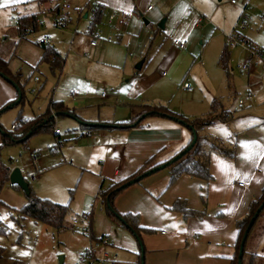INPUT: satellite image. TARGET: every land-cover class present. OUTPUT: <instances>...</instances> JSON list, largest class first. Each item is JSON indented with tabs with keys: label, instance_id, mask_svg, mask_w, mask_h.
Instances as JSON below:
<instances>
[{
	"label": "crops",
	"instance_id": "obj_1",
	"mask_svg": "<svg viewBox=\"0 0 264 264\" xmlns=\"http://www.w3.org/2000/svg\"><path fill=\"white\" fill-rule=\"evenodd\" d=\"M67 3L71 4L68 25L65 28H58L56 22L62 18ZM231 3L234 4L233 0ZM151 6L153 8L149 10ZM93 13L101 15L94 30L99 33L97 37L94 31L88 30L89 17ZM111 14L125 15L127 23H121L120 17L110 23ZM32 15L36 16L38 29L22 38L19 32V19ZM228 17L224 16V12L212 0H0V57L8 61L12 74L20 71L24 75V80L29 75L31 80L42 64H46L51 71L48 63L41 62L43 53L36 43L49 44L65 59L61 71L55 74L51 71L53 75L62 74L66 70L71 56L75 62L72 71H76L83 79L87 78L94 82L90 79L96 73L102 72L106 65L120 66L118 69L127 70L131 57H135V61L142 60L141 69L147 60V51L154 43L165 44L168 40L175 47L173 42L178 40L189 44L186 50L178 49L174 57L169 51L163 54L157 71L166 68L169 73L163 72L165 78H159L158 81L149 79L146 92L141 94L137 89L124 96L127 102L118 100L119 98L110 102L121 101L127 108L129 115L126 114L124 120L102 119L100 110L95 116L94 110L83 106L75 108L61 100H53V97L43 112L31 118H23L29 120L42 116L54 102L62 104L65 108L63 111H56V117L81 121L80 130L83 132L81 136L88 139L83 148L87 150L98 146L100 148L95 152L97 159L101 160L96 176L100 191L106 181L109 182V187L116 181L131 177L150 158L154 157L155 163H165L189 145L193 135L188 127L165 117L143 116L136 120L137 109L133 107L143 104L164 105L179 115L197 118L198 115L195 114L197 112L186 114L181 110L182 106L178 110L170 108L177 90L175 79L179 81L180 95L193 94L194 89L190 92L182 88L183 83L190 84L186 77L187 72L194 77L198 69L208 74L209 55L213 68L219 64L220 59L216 64L217 58H220L228 48L225 42V35L228 33L221 31L222 35L216 34L214 22L229 32L233 21L229 22ZM162 20H165L164 29L158 27ZM12 23L16 26L14 34L9 30ZM74 23L85 32L87 30V35L75 36L69 53L63 55L60 46L64 45V38L69 34L66 33V29L74 27ZM260 24L264 25L261 20ZM242 37L264 50L263 41L257 44L248 37L243 35ZM94 41L96 46L91 45ZM162 44L160 51L163 49ZM247 55L249 57V54ZM85 69L86 74L83 73ZM241 73L247 83V88L241 91L244 97H247L246 111L237 117V113L228 110L223 99L219 97L225 110L232 113V118L226 123L206 127L200 133V136L208 137L217 143L229 147L236 146L235 158L223 155L208 145L205 149L209 154L210 171L213 176L210 182L184 175L170 185L169 171L157 172L123 190L115 200L117 210L121 214L139 215L141 226L155 231L152 234H143L140 244L122 227L121 222L109 219L105 209L94 217L87 214L89 232L86 233L90 240L93 242L92 236L107 241L101 250L96 252L94 261L97 259L98 261L94 264L99 263L103 252L116 256L115 264H142L141 247L144 249V264H232L239 238L237 224L249 213L252 202L260 198L264 187V71L257 66L253 67L249 74L243 71ZM170 76L171 80H168ZM99 81H102L104 86L108 84L106 78ZM40 82L38 80L35 83ZM5 83L11 84L0 76V110L18 99L16 87L11 84L12 90ZM238 92L233 91V95L234 93L240 95ZM72 95L75 100L76 96L74 93ZM249 96L252 100H249ZM244 97L238 101L239 105L240 101L246 104ZM215 99L217 98H211L206 114L211 111ZM203 107L205 108V104ZM50 111L52 115L54 110ZM239 120L247 123L238 124ZM219 124L230 129L229 135L218 132L221 130L218 129ZM13 127L14 125L12 129ZM94 129L100 131L94 135L91 133ZM6 133H2L0 143ZM58 135L61 137V131ZM106 135H113L114 143H102ZM27 137L15 144L31 138ZM60 142L61 140L58 143ZM241 183L244 186H240ZM178 200L187 201L188 207L196 214L185 217L184 214L174 211L172 208ZM102 206L104 208L103 204ZM262 222L259 227L257 225L258 228H255L249 241L250 250L259 255L261 254L257 249L263 245L261 238L264 235V219ZM77 260L78 258L74 264Z\"/></svg>",
	"mask_w": 264,
	"mask_h": 264
},
{
	"label": "rangeland",
	"instance_id": "obj_2",
	"mask_svg": "<svg viewBox=\"0 0 264 264\" xmlns=\"http://www.w3.org/2000/svg\"><path fill=\"white\" fill-rule=\"evenodd\" d=\"M233 1L234 4L231 3L232 0H212L224 12V16H229L228 21H233L229 32L218 27L213 21L217 28L216 34L222 35L221 31L228 34L232 33L236 31L237 24L244 23L245 28L242 31L237 30V32H240L241 36L248 37L252 42L263 43L264 25L260 24V20L264 16V0ZM15 29V23H12V27H9L10 32L14 34ZM66 30V33L69 34L64 38V45L60 46L63 55L69 53L68 50H70L75 36L81 37L87 33V30L85 32L83 28L76 27L75 23L74 27L71 26L70 29ZM161 44L154 43L151 49H148L147 60L141 69H137V66L142 60L137 59L135 61V57H131L130 67H127V70L118 69L121 68L120 66H114L117 67L116 69L106 65L102 72L96 73L90 79L94 82L87 78L83 79L76 71H72L75 62L71 56L66 70L62 74L53 75L47 65L42 64L40 70L31 80H29L30 75L25 80L23 75V91H20L22 94L21 103L4 112H2L3 109L0 110L2 112L0 113V138L2 133L12 132V125L18 126L19 119L31 118L43 112L52 97L53 100H61L75 108L83 106V108L94 110L95 116L100 110L102 119L124 120V116L129 115V111L121 103V101L127 102L124 96L137 89L143 94L148 90L146 86L149 79L158 81L165 78L163 72L169 73L166 68L157 71V67L166 51H169L170 54L173 53L174 57L179 50L166 40L165 44H162V51H160ZM8 47L10 48V45ZM226 53L229 54L228 76L222 66L219 65L220 63L214 65L213 68L210 55L208 57V74L201 69L195 72L196 77L191 73H185L194 89L193 94L180 95L179 81L175 79L174 83V79H172L178 90H176L171 103L170 108L172 110L175 108L178 110L182 106L183 109L181 110H184L186 114L197 112L195 114L202 117V114L209 111L211 98L220 99L219 97H221L227 106L226 108L236 112L237 117L246 111L247 97H244L245 95L241 91L247 88V83L238 66L247 60L248 53L241 47H237L235 50L227 48ZM194 56L192 57L194 58ZM219 59L217 58L216 64ZM198 60L200 59L198 58ZM83 73L86 74L87 70L85 69ZM35 78L41 82L35 83ZM103 78L108 80L107 86L99 81ZM174 78H178V76H174ZM168 80H171V76ZM5 85L13 90L11 84L5 83ZM235 90L239 91L238 94L240 95L235 93L233 95ZM72 93L78 99L75 98L74 100ZM243 97L246 104L239 105L238 101ZM117 98L121 101L110 103ZM182 98L184 99L182 100ZM204 104L205 108L203 107ZM80 123L81 121L75 122L68 118L55 117L54 129L51 132L37 133L29 138L26 143L12 144L2 149L1 160L11 170L19 168L24 178L28 180L31 175H35V179L29 181V186L36 197L49 199L61 205H69L70 212L66 218L68 228L62 231L46 227L29 218L23 219L20 212L28 204V196L21 189L13 187L10 182L7 183L0 195L4 203L0 207V264H61V259H64L63 264H74L78 256L84 253L92 243H95L94 240L93 242L90 240L86 230L89 225L87 214L94 217L104 209L98 198L99 185L96 181L101 160L97 159L95 152L100 148L99 146L91 150L83 148L88 139L81 136L83 132L80 130ZM237 123L246 124L247 121L239 120ZM218 127L221 129L218 130L220 134L229 135L230 129L227 126L219 124ZM56 129L61 131V137H55ZM98 131L100 130L94 129L91 130V133L95 135ZM57 138L61 140L60 143H58ZM112 139L113 135H106L102 139V143H114ZM34 156H37L36 168L38 173L32 165ZM158 173H168V170L164 169ZM108 185V181L104 182L103 190H106ZM263 219L258 222V227L261 223L263 224ZM261 239H263V245L258 247L257 252L264 257V235Z\"/></svg>",
	"mask_w": 264,
	"mask_h": 264
},
{
	"label": "trees",
	"instance_id": "obj_3",
	"mask_svg": "<svg viewBox=\"0 0 264 264\" xmlns=\"http://www.w3.org/2000/svg\"><path fill=\"white\" fill-rule=\"evenodd\" d=\"M99 19H101V15H96V20L94 22L95 25L98 23ZM20 36L23 38L28 35L29 32H35L38 29V23L35 15L21 17L18 22ZM38 47L42 50V63H48L52 73H56L61 71L64 63V58L61 56V53L54 47L49 44L44 43H36ZM227 50V48H226ZM226 50L221 55L219 63L222 66L226 75H229L228 72V58L229 54L226 53ZM0 76H4L8 80L12 81L20 91H23V74L22 72H17L15 75L9 69L8 61L2 59L0 57ZM21 103V102H20ZM9 105V104H8ZM8 105H5L2 109H5ZM137 109V118L139 120L143 116H157V117H165L176 120L186 127H192V132L195 131L198 135L197 143L194 148L189 151L185 156H183L178 161L172 163L166 169L169 171L171 175L170 185H173L177 182V180L186 175L191 178L199 179L205 182H210L213 180V176L210 171V160L209 154L206 151L205 147L210 145L213 149L219 151L221 154L226 155L230 158H235L236 156V146L229 147L222 143H217L208 137L200 136V133L209 126L216 125L218 123H226L230 121L232 118V113L225 110L223 103L219 99H215L212 102L211 111L197 118H188L183 115H179L177 113L172 112L167 106L164 105H148L143 104L139 107H133ZM54 112H60L65 110L62 104L52 103L51 108ZM50 109L40 117H36L34 119L25 120L23 118L19 119V125L15 126L12 129V132H7L0 143V195L3 187L9 183V177L11 173V168H9L4 162L1 160V151L4 147L10 146L22 140L24 137L28 136L31 133V137L37 133L41 132H51L54 129V119L52 118ZM135 112V110H134ZM135 120V121H136ZM55 137H59V135L55 132ZM193 138V137H192ZM28 139L24 140L23 143H26ZM60 139L58 138V142ZM192 141V140H191ZM191 143V142H190ZM189 143V144H190ZM185 149V148H184ZM183 149V150H184ZM183 150H181L178 154H180ZM177 154V155H178ZM170 161V160H169ZM166 163V162H165ZM164 163H155V158H150L144 166L134 175L127 179L119 180L112 183L106 190L102 188L99 191L98 198L101 203L104 205L105 213L107 217L111 220H115L121 222V225L124 229L129 231L139 242L141 243L143 234H152L153 230L144 228L141 226L139 215H135L132 213L121 214L116 206L115 200L117 196L128 187H124L128 182L136 179L140 175L145 172L158 167ZM28 184L30 183L28 179H26ZM139 183V182H138ZM15 188L20 189L16 185H12ZM124 187L123 189H121ZM121 189V190H120ZM28 204L21 210L20 215L22 218H29L38 223L45 225L46 227L56 229L58 231L65 230L66 218L70 212L69 205H61L57 204L49 199H43L36 197L34 193L31 192V195L28 197ZM264 202V187L261 192V196L259 199L252 202L250 205L249 213L246 217L239 221L237 226L239 229V238L236 246V254L232 259V264H264V257L262 255L252 252L249 250L248 245L250 238L257 226V223L264 218V209L259 214L258 219L256 220L254 226L252 227L248 238L246 240L245 249L243 253L242 259L239 258V251L242 240L244 238L245 232L250 225L252 218L255 216L256 212ZM4 205L3 201L0 198V207ZM174 211H178L184 214L185 217L193 216L196 214L195 211L191 210L188 207L187 201L178 200L175 202L173 208ZM90 216V215H89ZM123 220V222L121 221ZM91 227V226H90ZM92 240L101 241L102 238L96 239L91 236ZM1 256V253H0Z\"/></svg>",
	"mask_w": 264,
	"mask_h": 264
},
{
	"label": "built area",
	"instance_id": "obj_4",
	"mask_svg": "<svg viewBox=\"0 0 264 264\" xmlns=\"http://www.w3.org/2000/svg\"><path fill=\"white\" fill-rule=\"evenodd\" d=\"M234 3V1H233ZM153 7H149L148 9L151 10ZM71 10V4L67 3L63 9V13H62V18L60 20H58L56 22V27L58 28H65L68 25V21H69V11ZM117 17H120L121 19V23L126 24L127 23V17L125 15H117V14H111L109 16V22L112 23ZM96 20V15L95 13H93L90 17H89V21H90V26L88 30H92L94 31L95 28H93L94 26V22ZM261 23H264V17L261 18ZM244 23H239L236 25L235 29L236 31H233L232 33L225 35V42L226 45L228 47V49L230 50H235L237 49V47H241L242 49H244L248 54H249V58L239 66V69L243 72H245L246 74H249L251 72V69L253 67H260L263 71H264V50L260 49L258 47H255L254 45H252L251 43H249L246 39H244L238 32L237 30H241L244 29L245 27ZM94 35L95 37L99 36V33H96L94 31ZM174 45L180 49V50H186L189 47V44L187 42H181L178 40H175ZM92 46H96V42H91ZM36 81H38V78H35ZM263 81H264V77H263ZM182 88L186 91H193V88L190 84L188 83H183ZM249 100H252V97L249 96L248 97ZM244 102L240 101V105H243ZM52 110V109H51ZM56 117V114L54 111H52V118L54 119ZM14 128V127H13ZM55 132L57 134L60 133V131L58 129L55 130ZM37 156L33 157V161H32V165L36 168L37 165ZM36 172L38 173L39 171L36 168ZM35 179V175H31L29 177V181H33ZM240 186H244L243 183L240 184ZM76 223V222H75ZM86 232H89L88 230ZM107 241L106 239H102L99 242H95L93 243L89 248H87L85 250L84 253H82L79 257L78 260L76 262V264H94V262H97L98 259L96 261L95 260V255L96 252H98L99 250H101L102 245L106 244ZM117 261V257L116 256H111L110 254H108L107 252H103L102 253V258L101 260H99L98 264H115Z\"/></svg>",
	"mask_w": 264,
	"mask_h": 264
},
{
	"label": "water",
	"instance_id": "obj_5",
	"mask_svg": "<svg viewBox=\"0 0 264 264\" xmlns=\"http://www.w3.org/2000/svg\"><path fill=\"white\" fill-rule=\"evenodd\" d=\"M164 23H165V20H162L158 27L164 29ZM141 67V63L137 66L138 69H140ZM5 80H7L8 82H10L12 85H14L18 91V94H19V97L17 99V101H15L14 103H12V105H8L5 109H3L2 112L6 111L7 109H10L16 105H18L21 100H22V94L19 90V88L13 84L12 81L8 80L7 78H5L4 76H2ZM190 130H192V127H189ZM192 135H193V138H192V141L191 143L178 155H176L175 157H173L170 161L158 166V167H155L147 172H145L144 174L140 175L139 177H137L136 179L128 182L126 185H124V187H130L134 184H137L138 182H140L141 180L161 171V170H164L166 169L168 166H170L172 163L178 161L179 159H181L183 156H185L189 151H191L195 144L197 143V140H198V135L195 131L192 132ZM31 136V133L28 135L27 138H29ZM9 182L11 185H16L18 186L28 197L31 195V190H30V186L28 184V182L26 181V179L24 178V176L22 175V172L19 168H15L11 171L10 173V177H9ZM124 187H122L121 189H123ZM120 189V190H121ZM264 209V202L262 203V205L260 206V208L258 209V211L256 212L255 216L252 218L251 222H250V225L249 227L247 228L246 232H245V235H244V238L242 240V243H241V246H240V251H239V258L242 259L243 257V253H244V249H245V244H246V240L248 238V235L252 229V227L254 226L256 220L258 219L259 217V214L262 212V210ZM121 221L123 222V220L121 219ZM144 249L141 247V262L142 264H144ZM63 260L64 259H61V264H63ZM241 264V263H240Z\"/></svg>",
	"mask_w": 264,
	"mask_h": 264
}]
</instances>
